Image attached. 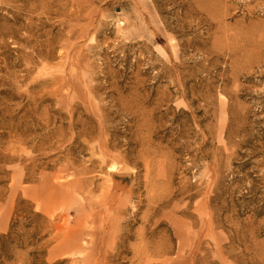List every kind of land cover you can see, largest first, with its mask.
Listing matches in <instances>:
<instances>
[{"label": "rangeland", "instance_id": "1", "mask_svg": "<svg viewBox=\"0 0 264 264\" xmlns=\"http://www.w3.org/2000/svg\"><path fill=\"white\" fill-rule=\"evenodd\" d=\"M0 264H264V0H0Z\"/></svg>", "mask_w": 264, "mask_h": 264}, {"label": "bare ground", "instance_id": "2", "mask_svg": "<svg viewBox=\"0 0 264 264\" xmlns=\"http://www.w3.org/2000/svg\"><path fill=\"white\" fill-rule=\"evenodd\" d=\"M114 169L112 168V171H113Z\"/></svg>", "mask_w": 264, "mask_h": 264}]
</instances>
